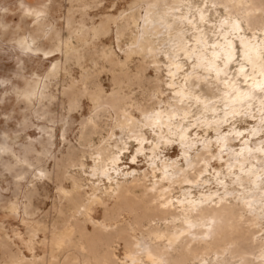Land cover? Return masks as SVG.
<instances>
[{"label": "bare ground", "instance_id": "1", "mask_svg": "<svg viewBox=\"0 0 264 264\" xmlns=\"http://www.w3.org/2000/svg\"><path fill=\"white\" fill-rule=\"evenodd\" d=\"M214 1L212 0L213 6ZM224 1L231 7L234 6L230 0ZM23 4L24 13L28 16L48 13L44 4L41 7ZM211 15L209 7L197 6L195 0H167L161 5L154 4L147 9L143 23L137 21L135 14L124 22L127 27L135 25L138 28L129 47L123 50L124 60L112 50L104 51L106 58L120 66L126 77L129 76L125 68L128 61L144 49L151 52L158 47L167 60L169 77L165 84L172 93L167 100H161L157 107L147 108L141 104L143 100L140 103L136 101L137 98L134 99L135 94L133 97L132 93L126 92L119 80L109 94L111 99L105 105L113 110H122L124 120H117L118 126H128L138 141L131 161L137 163L138 154H142L149 159L148 168L123 166L122 153L125 154L129 142L122 140L121 136L120 139H114L112 135L101 136L98 142H94L93 136L97 129L93 128L98 124L97 117L99 118L101 107L89 124L80 129V139L84 146L79 149L80 154H77L78 149L74 146H70L61 157L53 153V148L57 145L56 129H40L39 137L29 135L27 142H20L21 154H17L13 145L6 141L8 138L0 144V157L4 154L11 155L15 159L13 168L21 164L26 166V172L32 173L35 179L49 178L53 173L57 184H61L62 180H68L71 184L65 186L63 183L60 189L65 201L54 209L60 226L52 236V241L46 243L44 239L38 240L40 237H36L37 234L31 230L27 237H20L30 252L28 256L18 248L14 251L12 239L4 237L1 244L6 257L0 264H45L46 258L38 260L35 255L43 250L46 256L57 258L54 252L59 242L72 251L71 254L68 253L64 264H128L121 261L116 253L115 243L118 240L124 241L125 257L133 261V264H189L191 259H198V264H264V235L258 233L255 238V234H250V228L264 225V135L250 139V135L255 136L264 127V114L261 113H264V34L248 35L244 30L247 25L244 27L241 18H232L230 14V18L220 19L219 31L215 28L219 32L218 38L214 36V39H210L208 25L213 21ZM259 17L253 11L244 15L245 22ZM107 21L108 19L101 21L90 30L97 34L105 28ZM45 22L36 23V30L43 33ZM187 30H194L191 32L192 39L187 35ZM217 32L214 33L218 34ZM58 36L59 33L56 32V39L60 37ZM37 38L36 35L28 39L23 36L18 41L24 51H42L45 55L54 52L39 47ZM53 38L55 36L52 37L50 31L46 39ZM157 55L152 59L156 68L160 61ZM181 55L190 61V69L180 59ZM234 65L236 68L233 71ZM59 66V62L54 61L47 76L56 75ZM141 69L144 68L141 66ZM156 79L155 83H158L159 80ZM37 81L38 78L25 80L23 94L27 102L31 103L35 98L33 86ZM127 82L125 86L128 87L130 82ZM153 88L151 90L154 94L163 93L160 85L156 84ZM102 89L99 84L93 90L85 85L78 89L75 83H71L66 93L75 102L79 94L89 92L98 96ZM255 107H258L261 114L254 113ZM135 109L140 112V117L134 114ZM245 116L258 121L251 125L248 135L244 134L248 127L236 126L237 119ZM229 120L233 121L226 130L224 126ZM195 126L203 127L206 134L209 130L215 131V139L201 134L198 129H194ZM144 127L150 128V136ZM65 132L63 129L64 140ZM121 135L123 137L122 133ZM240 137V147H236L235 141ZM173 141L180 145L181 160L160 154L161 144ZM92 145H96L93 155L89 151V146ZM87 154L93 161L88 177L78 173L81 170L67 172L68 167L83 169ZM49 155L54 160L53 171L47 166L46 169L38 166L44 164ZM31 157L33 159L29 161ZM213 158L219 159L218 162L220 159L225 161V173L221 170L222 165L219 166L221 171L213 165ZM210 168L214 169L213 179H216L217 188L208 186L200 189L198 195L195 194L193 186L198 188L211 180L207 176L211 173ZM95 176L105 177L109 184L100 185L98 181L96 184L91 179ZM185 183L190 186H184ZM176 185L181 189L179 195L174 194ZM35 192L36 185L32 184L26 194L29 207L33 204ZM82 208L85 210L84 216L78 218L76 213ZM155 215L173 226L174 231L164 234L157 233L158 230L152 228L144 232ZM89 222L92 223L91 226ZM245 225L249 228L246 231ZM141 232L153 233L154 236L137 258L131 249ZM249 242L257 247L258 254L256 252L251 255L252 252L244 251ZM56 262L53 264H57Z\"/></svg>", "mask_w": 264, "mask_h": 264}, {"label": "rangeland", "instance_id": "2", "mask_svg": "<svg viewBox=\"0 0 264 264\" xmlns=\"http://www.w3.org/2000/svg\"><path fill=\"white\" fill-rule=\"evenodd\" d=\"M166 1L167 0H0V144L8 138L6 141L10 145H13L12 147L15 149L17 154H21V144L27 142L29 135H32V137H39L41 135L40 129H56L57 145L53 148V153L61 157L67 153L70 146H74L78 149L77 154H80L79 149L84 147L80 139V129L83 128V125L89 124L92 120V116L95 115L97 111H99L97 109L101 107L102 110L98 112L99 118L97 117L98 124L95 128H93L97 129V133L93 136L94 142H98L101 136L108 137L109 135H112V138L114 139H120L119 137L121 136L122 140L129 142L128 149L125 150V154L122 153V156H124V165H122L124 167L136 166L148 168L149 159L142 154H138L137 163H132L131 161L138 141L135 139V133L128 126H118L117 120H124L122 110L120 108L113 110L108 107L109 105H105H107V101L111 99L109 94L119 80L122 81L124 90L128 93H132L133 97L136 95L134 97V99H138H136V101L141 103L143 100V103L141 104L145 105L147 108H151L152 106L157 107L161 100H167L170 95H172L171 89L167 86V84H165L169 77L167 74V60L158 47L151 52L144 49L141 52L134 54L128 61L125 68L128 70L129 76L126 77L120 66L114 65L106 58L104 51L112 50L117 57L124 60L125 53L123 50L129 47L132 38L138 31L137 26L132 25L127 27L124 22L128 19V17L135 14L137 21L139 23H143L144 15L149 7L154 4L161 5ZM195 1L197 6L209 7L212 11L211 20L213 21L208 25V37L210 39L218 38L219 32H217V30L220 29L218 27L220 19L222 21L227 17L241 18L242 21H240L243 26L245 27L247 25L244 30L248 35L256 34L261 36L262 34L263 36L264 34V0H230V3L234 4L233 7H231L230 4L226 3L224 0H213L215 2L214 6L212 0ZM45 2H47L46 5ZM202 2H205L206 4ZM21 3H27L31 6L34 5L40 7L44 4L48 13H41L37 15L38 17L36 15L28 16L24 13V4L22 5ZM210 4L212 6H210ZM216 9L217 11H215ZM252 11L253 14L260 15V17L258 19L250 20V22L247 21L248 23L245 22L246 20L244 15L252 13ZM214 12H216V14ZM228 15H230V17ZM38 18H40L42 22L46 21L43 33H41L42 31L40 32V30H36V23L41 22ZM107 19L108 21L105 28L100 30L97 34H94V32L90 30L94 25H99L101 21ZM212 24H214V26ZM215 28L217 30H215ZM50 31L51 36H55V38L46 39V36L50 34ZM193 31L194 30H189L187 32V35L189 37L191 36V39L193 38L191 34ZM56 32H58L60 36H58L59 38L57 39ZM214 32H217L218 34ZM32 35L38 36L37 45L39 47L43 50L54 52L49 55H45L42 51H24L20 47L18 40H20L23 36L28 39ZM238 45L240 54L241 48L239 43ZM156 54H158V60L161 61L158 63V68H156L155 63L152 60L153 56ZM180 59L186 64V68L190 69V61L184 58L183 55L180 56ZM54 61L59 62V71L56 75L48 77L47 73ZM142 64L147 65L143 66ZM141 66L144 69H141ZM235 68L236 65L233 66V71ZM37 78L38 81L33 86L35 98L31 103L27 102L23 94L25 80ZM155 79L159 80L157 81L158 83H155ZM127 81L130 82V86L128 87L125 86L128 83ZM71 83H75L78 89L85 85L89 89L93 90L96 88L97 84L101 85L103 89L98 96L90 94L89 92L79 94L78 98L74 102L68 98L69 96L66 93V89ZM154 83L155 85L158 84L161 86L163 93L154 94ZM151 88H153V90H151ZM152 94H154L153 99H151ZM144 99H149V101L146 102ZM254 113L257 115L261 113L264 114L263 112H258V107H255ZM134 114L137 117L141 116L140 112L136 109L134 110ZM232 121L233 120H229L224 126L226 130L230 128ZM254 122L258 123L256 118L245 116L244 118L237 119L236 126L238 125L240 128L248 127L249 129L247 128L244 132V134L248 135V131L252 129L251 125L255 124ZM263 123L264 122H262V124ZM137 128L139 129V127L136 126V129ZM63 129L66 130V140L62 137ZM143 129H145L148 136H150V132L148 130L150 128L144 127ZM194 129H198L201 134L211 136L215 139V131L213 132L212 130H209L206 134L201 126H195ZM262 129L263 131H260V133H257L255 136H253V134L250 135V139H257V137L263 136L264 127H262ZM121 133L123 134V137ZM241 137L235 141L236 147H240ZM92 147L93 145L89 146V151L93 155L96 145H94V149ZM160 150L161 155L166 154L167 156H171L179 160L182 158L180 145L176 141L161 144ZM50 156L51 155L46 158L44 164H40L38 166L44 169H46L47 166L51 171H53L54 160L53 157ZM32 159L33 157L29 158V161ZM218 160L217 158H213V165L219 170V166L222 165L220 166L223 168L221 170L225 173L227 171V168L225 167L227 164L224 163L225 161L223 159H220L219 162ZM84 162L85 166L83 169L78 167H68L67 172H78L81 170L78 173H82L85 178L88 177L87 173H89L93 163L89 154L86 155ZM14 164L15 159L11 155L9 156L8 154H4L0 157V244L4 237H9L13 241L12 245L14 251L20 249L26 255L30 256V252L25 247V244L20 237H27L29 232L33 230L37 234L36 237H40L38 240L44 239L46 243H50L52 241V236L55 234L56 229L60 226L58 223L59 220L57 221L56 218L57 211L54 209H56L59 203L65 201L60 189L63 187V183L65 186H70L71 184L68 180H62L61 184H57L53 173L49 178L43 177L35 179L33 178L32 173L26 172V166L17 164L13 168ZM82 170L86 173H83ZM210 171L211 173H207V176L211 179L209 180V183H206L204 186H198V188L197 186L192 187L195 194L198 195L200 189H206L208 186L217 188L216 179H213L214 169L210 168ZM41 175L44 176L43 173ZM101 178V176H95L91 179L96 181V184L97 181L100 185L109 184L105 177ZM32 179L33 182H31ZM148 183L149 182H147V185ZM32 184L36 185V192L33 198V204L29 207L27 205L28 200L26 199V194ZM87 184L90 183L87 182ZM183 185L190 186L186 183ZM179 188V185H176V190H174L175 195L180 194L181 189ZM18 191L19 193H17ZM84 211L85 210L82 208L80 212L76 213L77 217L83 218ZM100 217H102V214ZM151 219L144 228V232L152 228H156L158 230L157 233L164 234L174 231L173 226L168 224V222L159 219L156 215ZM166 223L169 227H167ZM88 224L91 226L92 223L89 222ZM245 227L244 230L249 229L246 225ZM263 227L256 226L250 228V234H255V238L258 233V235H264ZM257 230L260 231L253 233ZM144 232H141L135 239L131 249V252H133L134 256L137 258L138 255H140L149 246V242H152L151 239L154 236L153 233L146 234ZM117 243H115V249L117 255L120 256L119 258H121V261L133 264V261H129L128 257H125L126 253L124 251V241L118 240ZM251 244L252 243L249 242V244L245 246L244 251H249L250 253L252 252L251 255H255L256 252L258 254V250L256 249L257 247H255L254 244L251 246ZM58 245V248H56L54 252V254L57 255V258L55 256H52L51 258L46 256L45 253H43V250H39V252L35 255V258L38 260L46 258L45 264H53L56 260H59V262H56L57 264H64V262H66L67 255L71 254L72 251L68 248L66 249L65 244L63 246L59 242ZM239 251L241 253L243 252L241 250ZM3 253L4 249L1 244L0 261H3L4 257H6ZM236 253L238 254L239 252ZM241 253H239V255ZM209 256L211 257L212 254ZM197 260L198 259H191L189 260V264H198Z\"/></svg>", "mask_w": 264, "mask_h": 264}]
</instances>
